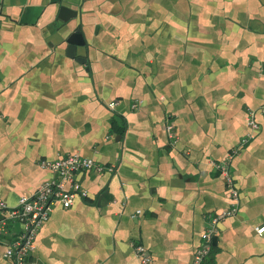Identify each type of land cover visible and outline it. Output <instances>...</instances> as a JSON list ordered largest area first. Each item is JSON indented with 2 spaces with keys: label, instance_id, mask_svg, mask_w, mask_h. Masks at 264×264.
Here are the masks:
<instances>
[{
  "label": "crops",
  "instance_id": "crops-1",
  "mask_svg": "<svg viewBox=\"0 0 264 264\" xmlns=\"http://www.w3.org/2000/svg\"><path fill=\"white\" fill-rule=\"evenodd\" d=\"M0 4V198L15 205L56 179L44 159L116 169L76 174L87 197L55 203L25 264H141L137 243L153 264H192L209 215L230 206L215 163L250 130V110L260 129L232 165L240 210L205 264H264V0ZM10 240L0 232V264H15Z\"/></svg>",
  "mask_w": 264,
  "mask_h": 264
},
{
  "label": "built area",
  "instance_id": "built-area-1",
  "mask_svg": "<svg viewBox=\"0 0 264 264\" xmlns=\"http://www.w3.org/2000/svg\"><path fill=\"white\" fill-rule=\"evenodd\" d=\"M109 106L115 108L116 103L110 102ZM259 111L264 112V104ZM255 115L256 110L249 111L247 122L250 130L223 160L215 163L224 178L230 196V206L220 213L209 215L202 243L195 252L192 264H205L212 253L214 238L219 230L220 222L236 215L240 210L241 192L232 165L235 156L257 136L260 123ZM167 130L175 142L176 133L171 122L167 124ZM40 165L55 172L58 177L44 183L34 194L22 196L15 205H10L0 198V232L11 235L6 256L12 258L15 264H25L29 259L35 246L36 234L42 224L50 218L56 202L69 207L73 205L77 197H87V190L75 180L78 172L95 170L113 173L116 171L115 166L102 164L91 157L80 154H69L54 160L44 159L40 161ZM16 226L19 229L14 232L13 228ZM263 231L264 226L258 229L260 233ZM135 252L141 264H153L152 255L144 244L137 243Z\"/></svg>",
  "mask_w": 264,
  "mask_h": 264
},
{
  "label": "water",
  "instance_id": "water-1",
  "mask_svg": "<svg viewBox=\"0 0 264 264\" xmlns=\"http://www.w3.org/2000/svg\"><path fill=\"white\" fill-rule=\"evenodd\" d=\"M1 3V0H0ZM1 7V4H0ZM70 7H67L65 4L61 5L60 7V17L65 20L66 22L69 21L72 18L76 17V14L70 15L69 14ZM68 52L70 55H76L78 52V47H84L86 46V42L83 38V35L81 33V28H77L74 30L72 34H70L68 40Z\"/></svg>",
  "mask_w": 264,
  "mask_h": 264
}]
</instances>
